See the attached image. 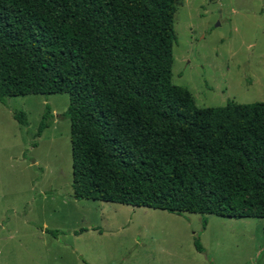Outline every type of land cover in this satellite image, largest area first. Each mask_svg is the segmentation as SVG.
<instances>
[{
  "label": "trees",
  "instance_id": "obj_1",
  "mask_svg": "<svg viewBox=\"0 0 264 264\" xmlns=\"http://www.w3.org/2000/svg\"><path fill=\"white\" fill-rule=\"evenodd\" d=\"M174 14V0H0V104L68 96L76 201L263 220L264 102L199 109L174 86ZM52 124L46 106L33 138Z\"/></svg>",
  "mask_w": 264,
  "mask_h": 264
},
{
  "label": "rangeland",
  "instance_id": "obj_2",
  "mask_svg": "<svg viewBox=\"0 0 264 264\" xmlns=\"http://www.w3.org/2000/svg\"><path fill=\"white\" fill-rule=\"evenodd\" d=\"M174 7L171 83L199 109L264 102V0H174ZM68 104L67 95L0 104V264H264V219L76 201ZM46 106L53 124L33 138ZM17 111L27 128L13 120Z\"/></svg>",
  "mask_w": 264,
  "mask_h": 264
}]
</instances>
